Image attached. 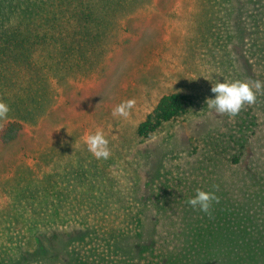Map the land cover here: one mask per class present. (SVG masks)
I'll return each mask as SVG.
<instances>
[{"label":"rangeland","instance_id":"obj_1","mask_svg":"<svg viewBox=\"0 0 264 264\" xmlns=\"http://www.w3.org/2000/svg\"><path fill=\"white\" fill-rule=\"evenodd\" d=\"M0 14L11 19L7 25L29 33L75 30L83 47L64 55L62 68L54 63L41 69V108L19 122L13 139H0V255L16 257L14 264H48L49 256L39 253L43 244L53 246L57 233L75 229L49 231L50 201H40L39 209L38 196L29 197V187L52 172L73 177L75 167L93 168L96 188L106 195L102 203L115 209L112 219L124 217L119 209H149L158 230L170 229L158 237L178 229L170 210L180 209L197 189L216 187L226 201L243 204L263 186L264 95L234 118L209 109L206 100L215 97L210 89L216 82L264 81V0H0ZM39 41L24 47L37 54ZM177 91L197 96L193 108L139 139L137 124L162 95ZM129 99L136 101L129 116L114 117L112 110ZM248 109L258 125L240 161L230 164L210 144L228 135ZM98 129L109 141L106 160L84 143Z\"/></svg>","mask_w":264,"mask_h":264},{"label":"trees","instance_id":"obj_2","mask_svg":"<svg viewBox=\"0 0 264 264\" xmlns=\"http://www.w3.org/2000/svg\"><path fill=\"white\" fill-rule=\"evenodd\" d=\"M10 21L0 14V101L9 106L8 118L13 119L11 122L0 120L2 140L13 139L19 131V122L41 108L46 89L41 69L54 63L62 68L59 61L64 55L71 51L83 52L73 35L77 33L75 30L64 35L51 31L29 33L21 27L7 25ZM81 37L87 38L86 34ZM34 38H40L37 54L24 47ZM46 39L49 49H46ZM196 98L194 93L183 91L162 95L137 124L136 136L148 139L163 125L181 121L193 108ZM257 125L256 115L246 110L245 116L238 117L231 125L228 135L210 144L211 151L216 149L228 163L237 164ZM196 149L195 146L193 150ZM75 168L74 178L52 172L29 187V197L39 198L36 203L39 209L40 201H50L54 211L53 215L48 212L47 217L53 218L54 223H49V231L54 226L61 230L75 227L66 237L57 233L53 246L43 244L44 249L39 253L49 256L48 264H264V184L253 190V200L247 198L243 204L226 201L214 187L211 192H215L219 203H213L210 215L201 212L198 206H190L187 201L194 197L190 195L180 209L170 210L178 216V229L172 228L171 236L158 237L163 230L170 229L162 226L158 230L159 224L149 209H119L124 217L113 220L115 209L102 203L106 195L96 188L99 179L94 169ZM257 201L260 206L256 205ZM162 211L167 212L166 203ZM39 213L46 216V211ZM134 213H138L134 220L127 221L125 216ZM59 217L67 220L64 225L55 223ZM145 244L151 248L149 253L144 250ZM15 259L0 255V264H14Z\"/></svg>","mask_w":264,"mask_h":264},{"label":"clouds","instance_id":"obj_3","mask_svg":"<svg viewBox=\"0 0 264 264\" xmlns=\"http://www.w3.org/2000/svg\"><path fill=\"white\" fill-rule=\"evenodd\" d=\"M210 91L215 94V97L206 100L207 107L220 115L234 118L246 105H254L257 95H264V81L257 79L216 82ZM135 103L134 99L121 102L112 110V115L127 118L130 110L135 107ZM9 112V106L0 101V120H6ZM84 143L96 159L106 160L111 156L109 141L100 129L89 133L84 138ZM214 202L219 203L215 192L200 189H197L196 195L187 201L193 208L198 206L201 212L209 215Z\"/></svg>","mask_w":264,"mask_h":264}]
</instances>
